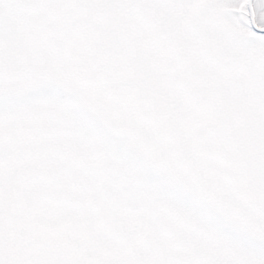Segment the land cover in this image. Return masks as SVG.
Returning <instances> with one entry per match:
<instances>
[{"label":"snow or ice","instance_id":"obj_1","mask_svg":"<svg viewBox=\"0 0 264 264\" xmlns=\"http://www.w3.org/2000/svg\"><path fill=\"white\" fill-rule=\"evenodd\" d=\"M0 264H264V0H0Z\"/></svg>","mask_w":264,"mask_h":264}]
</instances>
